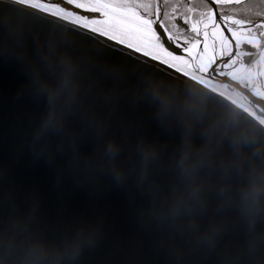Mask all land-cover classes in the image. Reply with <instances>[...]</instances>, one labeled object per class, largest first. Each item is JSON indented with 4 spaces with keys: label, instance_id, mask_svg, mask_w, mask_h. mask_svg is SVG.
Masks as SVG:
<instances>
[{
    "label": "water",
    "instance_id": "obj_1",
    "mask_svg": "<svg viewBox=\"0 0 264 264\" xmlns=\"http://www.w3.org/2000/svg\"><path fill=\"white\" fill-rule=\"evenodd\" d=\"M54 4L96 16L64 0ZM178 50L182 55L171 54L187 56ZM235 87L254 112L168 64L160 68L115 50L82 22L30 0H4L0 221L18 210L34 234L55 244L60 264H264V252L246 253L238 199L226 207L219 195L226 182L221 164L253 153L264 159V102ZM49 92L59 93V132L46 126ZM186 141L193 159L212 154V164L200 170L208 209L197 213L199 228L167 214L185 189L178 164ZM141 142L158 157L148 162L142 181ZM110 144L119 150L115 169L104 157ZM240 180L233 174L227 187H241ZM224 218L230 231L210 251L198 235ZM77 245L80 253L73 256Z\"/></svg>",
    "mask_w": 264,
    "mask_h": 264
},
{
    "label": "flooded vegetation",
    "instance_id": "obj_2",
    "mask_svg": "<svg viewBox=\"0 0 264 264\" xmlns=\"http://www.w3.org/2000/svg\"><path fill=\"white\" fill-rule=\"evenodd\" d=\"M157 5L165 16L161 25L168 26L166 37L187 55L170 53L175 63L166 64L254 112L235 85L264 102V0H156L154 8ZM193 24L199 25L198 32L193 31ZM205 24L210 26L205 28ZM214 31L218 37L215 43L208 40L199 45L201 54L187 53L205 32L211 37ZM237 33H247L256 42Z\"/></svg>",
    "mask_w": 264,
    "mask_h": 264
},
{
    "label": "snow or ice",
    "instance_id": "obj_3",
    "mask_svg": "<svg viewBox=\"0 0 264 264\" xmlns=\"http://www.w3.org/2000/svg\"><path fill=\"white\" fill-rule=\"evenodd\" d=\"M4 0H0L3 3ZM76 8L82 10L81 14H98L96 16L88 15L84 21L87 30L98 34L102 38H108L110 42L114 43L115 50L124 51L126 54H131L133 59H139L142 63H159L160 68H164L166 63L174 57L170 53H179L177 47L166 38L165 27L162 26L161 21H164L165 16L161 14V8L157 5L155 8L148 4L138 3L137 0H81L76 5ZM217 19H219L217 17ZM90 21V23H89ZM179 22V21H178ZM210 25L205 24L208 28ZM264 26V25H262ZM173 28L175 26H172ZM193 31H199V25L193 24ZM260 33L257 32L256 36ZM237 36H243L246 41L255 43V37H251L247 33H237ZM218 39L216 32H212L211 37L208 33L203 34V39L199 44H194L192 48L187 49L189 55L201 54L202 50L199 45L204 44L205 41L211 40L212 43ZM195 49V51L193 50ZM159 70V69H158ZM34 80L39 82V75L33 74ZM42 92L47 91L41 89ZM59 93H48L47 97V117L46 126L54 132L61 131V117L56 114V102ZM138 148L144 152L145 168L141 172V181L146 178L147 164L149 161L157 160V153L152 146H146L144 142L138 145ZM118 149L111 144L107 146L104 154L105 159L110 166L115 169V158L118 154ZM201 168L205 163L200 162ZM179 168L182 172V177L187 179L192 178V172L185 167V160L180 159ZM220 169L223 172L225 183L223 185H231L228 181L231 180L233 174L241 177V187L233 189V187H220L219 195L223 199V204L226 207L232 206L234 198L238 199L242 210L252 213L257 210L264 213V170L258 171L254 166L249 164L248 170L245 173L238 165H233L231 168L221 164ZM215 169H209V172ZM113 176L119 180L120 174L113 170ZM200 176L197 177V181ZM185 190L192 192L194 200H199L200 191L192 190L185 184ZM205 192V189H204ZM36 240L39 242V247H34L29 251L32 264H48L51 259V254L55 253V244L45 241L38 234H35ZM80 253L77 245L72 255L78 256ZM57 264H60L59 256H56Z\"/></svg>",
    "mask_w": 264,
    "mask_h": 264
},
{
    "label": "clouds",
    "instance_id": "obj_4",
    "mask_svg": "<svg viewBox=\"0 0 264 264\" xmlns=\"http://www.w3.org/2000/svg\"><path fill=\"white\" fill-rule=\"evenodd\" d=\"M211 155L210 151L204 152L203 155H199L198 159H193L191 144L186 141L181 159L185 160V167L192 172V178L186 180L182 177V180L192 190H198L201 194L199 200H194L191 191L184 189V191L177 192L167 213L172 222H179L187 217L191 225L199 228L197 213L204 214L207 211L208 200L204 192L205 182L203 180L197 181V177L200 176V162L202 160L204 163L212 164ZM257 156L258 153H253L251 158L241 155L238 160L230 161L226 166L231 168L233 165H238L242 169L247 163L254 166L258 171L264 170V159H256ZM222 187L227 188V185ZM240 223L245 233L247 255L255 257L257 254L264 252V227L260 226L261 212L259 206L252 213L242 210ZM229 231L230 222L227 218H224L201 231L198 235V242L207 245L210 251H214ZM39 246L35 234L26 224L24 218L19 215L18 210L7 223L0 221V264H32L29 251ZM56 256L61 259L58 253L51 254L48 264H57Z\"/></svg>",
    "mask_w": 264,
    "mask_h": 264
},
{
    "label": "rangeland",
    "instance_id": "obj_5",
    "mask_svg": "<svg viewBox=\"0 0 264 264\" xmlns=\"http://www.w3.org/2000/svg\"><path fill=\"white\" fill-rule=\"evenodd\" d=\"M30 1L35 2V3H37V4L41 5V6L49 8V9H51L53 11H56V12H58L60 14L68 16V17H70L72 19H75V20H77L79 22H82V23H84V21L87 19V17H83L81 15H78V14H75L73 12L65 10L60 5H55L54 4V0H52V1L51 0H30ZM64 1L66 3H68L70 6L74 7V8H76V5L81 2V0H64ZM137 2L141 3V4H148L150 6L152 5L153 8H154L156 0H137ZM76 9H78V8H76ZM93 15H98V14H93ZM89 23H90V21H89ZM172 61H174V59H172Z\"/></svg>",
    "mask_w": 264,
    "mask_h": 264
}]
</instances>
